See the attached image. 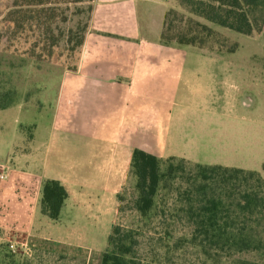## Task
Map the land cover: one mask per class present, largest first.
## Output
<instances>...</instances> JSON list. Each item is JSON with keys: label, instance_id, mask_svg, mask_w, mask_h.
<instances>
[{"label": "crops", "instance_id": "0c3cea01", "mask_svg": "<svg viewBox=\"0 0 264 264\" xmlns=\"http://www.w3.org/2000/svg\"><path fill=\"white\" fill-rule=\"evenodd\" d=\"M173 2L92 0L75 66L37 117H28L29 132L18 131L2 148L0 245L24 241L22 260L41 251L100 264L135 148L162 159L246 167L235 161L242 146L232 144L229 129L245 117L242 71L260 63L235 60L237 51L164 44ZM214 27L226 38L243 36ZM45 180L67 194L57 220L41 212Z\"/></svg>", "mask_w": 264, "mask_h": 264}, {"label": "trees", "instance_id": "16d2710c", "mask_svg": "<svg viewBox=\"0 0 264 264\" xmlns=\"http://www.w3.org/2000/svg\"><path fill=\"white\" fill-rule=\"evenodd\" d=\"M177 1L188 16L179 15L171 8L166 11L160 36L164 44L207 48L208 40H219L220 37L211 26L251 35L259 33L264 24V0ZM57 3L53 0H12L8 11L13 29L25 30L27 27L30 31H43L38 41L43 42L48 54L60 39L52 33L59 9ZM89 8L88 20L91 5ZM86 28L87 23L80 28L78 47L83 43ZM8 106L6 102L2 103L0 109ZM130 174L135 192L131 208L141 221L151 223L158 216H165L163 207L166 206L171 223L182 222L189 228L188 236L179 237L176 244L188 240L207 258L219 253L231 256L244 251H264V223L261 228L255 224L264 219V179L255 171L221 165L194 164L188 167L183 158L162 159L135 148L131 155ZM66 197V191L58 181L45 180L41 212L57 220ZM117 200L122 202L123 195L118 193ZM121 210L120 205L118 211ZM168 226L171 225L168 223L164 227L163 238L173 235ZM137 236L134 229H125L119 224L112 226L100 264H139L134 250L138 244ZM0 249L4 259L7 248L2 244Z\"/></svg>", "mask_w": 264, "mask_h": 264}, {"label": "rangeland", "instance_id": "374dc122", "mask_svg": "<svg viewBox=\"0 0 264 264\" xmlns=\"http://www.w3.org/2000/svg\"><path fill=\"white\" fill-rule=\"evenodd\" d=\"M53 1L58 2L59 9L55 14L52 33L60 39L51 48V54H48L43 48V42L38 41L43 31H30L27 27L25 30L13 29L14 25L8 16L12 0H0V104L6 102L9 105L0 109V156L3 155L2 148L10 141L13 143L18 131L29 132L31 127L25 126L28 117H37L35 110H40L46 105V101L51 100L56 93L58 81L65 77L67 70L72 69L77 62L80 47L76 42L82 33L80 28L85 23L88 28L89 6L92 7V4L88 0L77 3H71L69 0ZM173 1L170 8L187 17L188 14L180 7L178 1ZM211 27L220 37L219 40H208V46L204 49L224 53L237 51L235 60L260 63L258 67L242 71L245 73V82L240 94V101H243L240 108L245 117L233 119L229 130L232 131V144L242 146L241 149H235V161L246 166L242 169L255 171L264 179V24L259 33L239 36L236 39L227 38L228 40L224 39L226 36L217 28ZM12 32L14 34L10 35ZM238 109L236 107L235 110ZM0 160L6 159L3 157ZM186 164L188 167L194 165L187 161ZM133 182L130 174L119 192L123 195V201L117 200V212L112 226L119 224L138 233V244L134 248L137 263L264 264V251L261 249L239 252L231 256L219 253L207 258L198 246L188 240L176 244L175 241L180 239L179 237L183 239L188 236L189 228L182 222L171 223L166 206L163 207L165 216H158L151 223L141 221L137 212L131 208L135 197ZM120 205L122 210L118 211ZM168 223L173 235L171 238H163V230ZM263 223L264 219L255 222L259 224V228ZM9 242L4 244L7 248L4 259L1 257L3 251L0 252V264H86L80 257H66L41 251H33L31 261L22 260L21 253L11 251ZM85 251L89 250L85 248ZM89 264L97 263L89 261Z\"/></svg>", "mask_w": 264, "mask_h": 264}, {"label": "built area", "instance_id": "2783aa9c", "mask_svg": "<svg viewBox=\"0 0 264 264\" xmlns=\"http://www.w3.org/2000/svg\"><path fill=\"white\" fill-rule=\"evenodd\" d=\"M7 177V170L5 167L0 166V182ZM25 243L22 240H15L9 242V248L12 252L18 251L22 254V247L24 248Z\"/></svg>", "mask_w": 264, "mask_h": 264}]
</instances>
